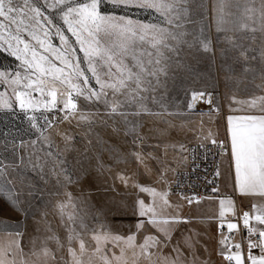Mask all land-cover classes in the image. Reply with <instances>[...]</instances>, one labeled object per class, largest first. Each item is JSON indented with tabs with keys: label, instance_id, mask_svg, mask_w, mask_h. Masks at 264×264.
I'll use <instances>...</instances> for the list:
<instances>
[{
	"label": "snow or ice",
	"instance_id": "6c2138e0",
	"mask_svg": "<svg viewBox=\"0 0 264 264\" xmlns=\"http://www.w3.org/2000/svg\"><path fill=\"white\" fill-rule=\"evenodd\" d=\"M187 3L189 0H0V48L7 50L20 62L18 69L13 73L0 70V87L10 88L12 93L8 96L6 91L0 92V111H13L14 97L16 106L24 113L29 126L39 133L38 139L50 147V138L44 133L53 126L56 117L50 116L49 113H63V119L75 117L78 122L88 123L91 129L93 117L100 115L99 107L102 106L104 115L109 119L120 117L125 126L131 125L126 127L125 134H132L134 145H142L145 137L139 135V125L129 120V116L136 117L147 113L163 119L165 114H172L168 113L163 104L160 105L161 111L153 112L145 102H157L153 93L156 85L160 83V77L166 76L169 67L176 62L174 58L180 55L179 45L187 43L183 39L185 33L175 30L182 27L176 22L187 15L188 10L184 7ZM104 5H111L114 10H154L160 20L150 23L133 18L127 12L124 15L109 14L102 11ZM216 11L217 31L227 33L250 28L252 32H261L259 51L260 61L264 65V0H261L259 29L250 27L246 21H242L238 26L225 27L234 22L225 20L222 0ZM248 11L254 10L246 9V13ZM57 17L63 21V25L56 22ZM247 19L253 20V17L248 16ZM66 33H70L74 41ZM53 36L59 39V46L52 43ZM225 40L230 48L222 49V56L232 51L238 53L234 57L237 62L250 59L247 55L249 49L245 48L240 40H233L227 35ZM193 44L199 45L197 51L202 48L205 53H212L211 40L203 37V33L194 39ZM77 51L83 53V57H80ZM82 64L86 67H82ZM250 71L254 70L244 66L242 75ZM260 74L264 79V67L260 69ZM92 81L97 87L92 86ZM81 97L87 105L97 106V111L86 112L78 103ZM198 102L209 105L210 119L213 112L219 111V106L214 105L211 94L206 91L191 93L188 110L195 111ZM257 104L259 115L248 111L250 108H256ZM234 105L238 107H233ZM229 108L233 113H240L227 116L229 145L219 141L211 128L203 134V122L199 125L202 134L197 138L216 146L220 149V154L226 156L229 172L234 170V191L241 195L256 196L260 201H264V96L251 100H239L233 96ZM131 109L134 111H130ZM200 115L205 113L201 112ZM101 122L106 123L104 120ZM163 122L173 127L169 121ZM64 139L67 142L71 137L65 136ZM198 146L206 147L204 143ZM20 147H24L23 141ZM180 148L182 152L190 151L195 159V149H186L184 145H180ZM47 156L54 157L50 171L57 176L58 182L61 176L68 184L75 182L65 160L51 151L47 152ZM129 156L142 164L147 174H151L152 170L146 161L157 159L156 157L151 153L145 156L141 151H133ZM115 159L117 163L124 160L119 156ZM28 163L33 171H39L41 179L45 178L44 168L47 167V161L40 165L32 163L29 159ZM22 166L23 156L19 157L18 163L11 165L0 160V183L8 185L3 190V197L16 209L20 207V198L12 181L7 179L8 168L22 172ZM105 167L103 161L98 159V170ZM168 170L166 167L161 169L157 177L158 183L168 184L165 175ZM216 175H221L219 165ZM115 179L125 187H131L151 198V202L146 203L139 195L136 197L133 212L140 218L136 223L137 232L149 224L162 236L148 234L144 236L143 242L138 244L136 233L121 236L108 230L105 225L90 229L75 211H66L68 208L75 209L71 194L66 193L67 201L58 202L55 207L67 232V252L70 259L65 261L61 256L58 261L48 247L49 242H54L57 250H61L64 244L51 230L47 221H44V231L49 234L40 241L39 249L33 239L30 242L33 245L30 253H24L20 246V238L24 235L20 230L21 226L0 222L2 228L16 229L8 233L10 239L7 244L0 242V264H93V257L98 258L102 264H129V260L131 264H212L210 257L201 259L197 255L199 233L192 231L190 235H185L182 240L173 243L172 233L177 225L189 224L191 220L180 215L181 205L170 202L167 189L158 190L150 185L140 184L123 172L116 173ZM112 190L115 191V187ZM177 195L189 205L199 203V198L194 194ZM219 205L221 218L226 212L235 213V203L231 198L220 199ZM170 209L172 211H169ZM241 219L248 232V254L245 257L241 243L234 242L231 235L223 236L219 241L222 247L218 251L222 257L221 264H246V260L250 261V264H264V227H249L250 219L264 226V202L253 203L251 213L243 212ZM219 227L223 229L224 224ZM227 229L229 234L233 230L238 231V224L229 222ZM89 232V239L94 244L91 251L88 241L84 238V234ZM254 235L258 237L256 240L252 239ZM73 242L78 243V250L72 247ZM109 243L114 248H119V255L112 252L111 258L109 257L111 249H106ZM169 246L174 255L163 254V249ZM184 248L188 249L189 255H185ZM255 248L260 249L259 256L252 254L251 250ZM204 251H208L206 246Z\"/></svg>",
	"mask_w": 264,
	"mask_h": 264
},
{
	"label": "rangeland",
	"instance_id": "374dc122",
	"mask_svg": "<svg viewBox=\"0 0 264 264\" xmlns=\"http://www.w3.org/2000/svg\"><path fill=\"white\" fill-rule=\"evenodd\" d=\"M43 2V0H41ZM221 0H189L185 4L187 15L183 16L177 24L182 27L175 29L184 32L183 39L187 43L179 45L180 55L176 56L166 76L160 77V83L156 85L153 95L156 101L147 100L145 103L153 112L161 111L160 105L167 108L168 113L163 119L158 116L143 113L140 116H129V120L139 125V135L145 137L142 145L137 146L132 143V134L126 135V127L120 117L109 119L104 115L103 107H99L100 115L93 117L94 123L89 128V124L77 120L75 117L63 119V113H49L56 119L53 126L46 130L44 135L48 136L51 146L38 139L39 133L32 129L25 119L24 113L16 106L13 99L14 110L0 111V160L5 164L11 165L19 162V157H24L22 172L13 168H8L7 179L12 181V185L19 194V209L12 208L3 197V190L7 184L0 183V222H7L9 225H20V230L24 235L20 238V246L24 253H30L33 245L30 243L36 240V248L39 249L40 241L49 233L45 232L44 221L51 226V230L60 238L64 247L57 250L54 242H49L48 247L59 261L63 256L64 260H69L67 252V232L61 223L60 215L56 209L58 202L67 201L66 193H70L75 209L68 208L66 211H75L82 217L84 222L91 228H98L100 225L107 226L108 230L114 234L128 236L136 233L137 243H142L145 235L152 234L162 236L157 229L149 224L139 232L136 230L137 220L140 219L133 212V205L137 195L145 199L146 203L151 202V198L145 193H138L131 187H125L119 180L115 179L116 173L123 172L136 182L143 185H150L158 190L169 189L173 174L185 162V151L182 152L180 145L185 148L190 142L201 141L197 137L202 133L199 125L203 122L204 133L207 129L216 134V138L226 141L227 116L233 113L229 105L231 98L235 96L239 100H251L254 97L264 96V79L261 78L260 69L264 67L260 61L261 32H252L250 28H243L240 31H217V7ZM225 20L234 22L225 27L238 26L242 21L249 23L250 27L259 29L261 0H222ZM246 9L254 10L248 11ZM102 11L109 14L128 15L144 22L156 23L160 17L154 12L141 9L114 10L111 5L102 6ZM252 16L253 20L247 17ZM56 22L63 25V21L58 17ZM66 28V26H64ZM207 37L211 40L212 53H205L202 48L197 51L198 44H193L196 37ZM70 36V33H66ZM232 37L233 40H240L245 48L249 49L248 61L240 60L237 62L234 57L237 52L228 51L224 56L221 55L222 49L230 48L225 40V36ZM254 37V38H253ZM74 41V38H71ZM34 43V42H33ZM52 43L60 45L58 38L53 36ZM192 45V46H190ZM78 49V46H77ZM80 57L83 53L77 51ZM251 57H255L252 59ZM19 61L9 54L4 48H0V70H7L13 73L19 67ZM82 67L86 65L82 64ZM248 66L254 71L242 75L243 67ZM92 86L97 87L92 81ZM7 92L11 96V89L0 87V92ZM193 91H206L211 94L214 105L219 106V111L213 112L209 118V106L196 108L190 111L187 104L191 99ZM78 103L84 107L86 112H96L97 106L87 105L80 98ZM238 107V106H233ZM258 104L256 108L248 111L259 114ZM130 111H134L131 109ZM203 112L205 115L201 116ZM39 115V113H37ZM101 120L106 121L102 123ZM167 120L173 127H169L163 121ZM41 123L43 121L41 120ZM163 133V134H162ZM71 137L65 141L64 137ZM21 141L24 147H20ZM35 141V144L31 142ZM59 155L67 162L74 183L68 184L63 176L57 180V176L50 171L54 159L47 156V152ZM133 151H141L143 155L151 153L157 159H148L146 163L151 168V174L145 172L142 164L129 156ZM123 157L122 162L117 163L115 157ZM32 163L44 165L45 178L41 179L39 171H33ZM103 161L106 166L98 170L97 160ZM227 160V158H226ZM226 175L224 183L229 186L233 183V171L228 170L226 161ZM163 167L168 168L166 177L168 184L157 182ZM174 170V171H173ZM77 176L79 179L77 180ZM223 182V181H222ZM115 187V191H113ZM242 198V197H241ZM169 200L173 204H180L179 213L183 217L190 218L191 223L177 225L172 233L173 243L182 240L185 235H190L192 231L199 233L196 252L201 259L211 258L212 264H221L222 257L218 254L222 245L220 224H227V217L219 216V200L207 201L202 204H187L179 197L169 193ZM244 200V201H243ZM256 197L250 200L246 195L241 199V206L245 207L248 203L251 207L257 203ZM251 202V203H249ZM239 208V204L237 203ZM169 211H172L171 209ZM227 213V212H226ZM39 222V223H38ZM39 229V230H38ZM16 231L15 228L0 227V242L7 244L10 237L8 233ZM91 233H85L84 238L88 241L89 251L94 247L90 241ZM208 251H204V247ZM73 248L78 250V243L73 242ZM106 249H111L119 255V248H114L110 243ZM185 255H189L188 249H183ZM164 255H174L171 246L163 249ZM129 257L131 253H128ZM35 259V258H33ZM87 261V256L85 257ZM63 264V262H61ZM93 264L102 262L93 257ZM131 264V260H129Z\"/></svg>",
	"mask_w": 264,
	"mask_h": 264
},
{
	"label": "built area",
	"instance_id": "2783aa9c",
	"mask_svg": "<svg viewBox=\"0 0 264 264\" xmlns=\"http://www.w3.org/2000/svg\"><path fill=\"white\" fill-rule=\"evenodd\" d=\"M221 141V140H219ZM225 145H229L228 142L224 141ZM204 143L205 148H201L198 145ZM186 149H195V159L192 158L190 151H185L184 164L175 171L171 184L169 186V193L173 196H177V193H183L185 195H195L199 198V203L202 204L207 201L220 200L223 197L221 193V185L223 179V159L224 156L220 154V149L209 142H190L187 144ZM230 150V146H229ZM220 167L221 175H216L217 166ZM213 189H218L213 191ZM242 212L240 208L237 209V214L234 220L228 222H234L238 224L239 230H233L231 234L227 229V224H224V228L220 229L222 236L231 235L234 242L241 243L242 252L245 257L248 254V232L243 226L241 219ZM258 226V222L254 219H250L249 227ZM258 237L253 236L252 239L256 240ZM252 254L260 252L259 248L252 249ZM249 261L246 260V263Z\"/></svg>",
	"mask_w": 264,
	"mask_h": 264
},
{
	"label": "crops",
	"instance_id": "0c3cea01",
	"mask_svg": "<svg viewBox=\"0 0 264 264\" xmlns=\"http://www.w3.org/2000/svg\"><path fill=\"white\" fill-rule=\"evenodd\" d=\"M256 110L259 111V104H258V108ZM259 114H257V115H259ZM226 130H227V127H226ZM226 140L229 143L227 132H226ZM226 161H227L226 160V156H224V159H223V171H222V174H223L222 181L223 182H222V185H221V193L223 194V197L221 199L231 198L234 201V203H235V213L234 214L232 212L225 213V217L228 218L227 219V222H228V221L234 220L235 217H236L237 209H238L237 203L239 204V208H240V210H241L242 213L245 212V211H249L251 213V206L248 203H246V206L245 207H242L241 206V199L243 198V195H241L237 191H234V188H233V183H234V170H233V183H232V185L229 186L228 183H224V176L226 175V163H227ZM246 197H248V199L250 200L251 197H256V196L246 195ZM256 198L258 199L257 202H264V201H260V198L259 197H256ZM249 203H251V202H249ZM231 223H234V222H231ZM257 227H264V226L258 225ZM254 255L259 256L260 255V252L254 254ZM246 264H250V261L248 263H246Z\"/></svg>",
	"mask_w": 264,
	"mask_h": 264
},
{
	"label": "bare ground",
	"instance_id": "6f19581e",
	"mask_svg": "<svg viewBox=\"0 0 264 264\" xmlns=\"http://www.w3.org/2000/svg\"><path fill=\"white\" fill-rule=\"evenodd\" d=\"M207 106H209V105L206 104V103L198 102L196 108H202V109H203V108H205V107H207Z\"/></svg>",
	"mask_w": 264,
	"mask_h": 264
}]
</instances>
